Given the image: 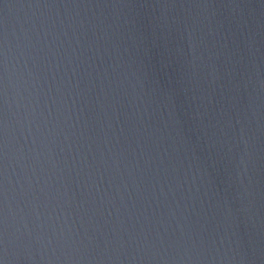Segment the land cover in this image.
Returning <instances> with one entry per match:
<instances>
[{"label":"water","instance_id":"obj_1","mask_svg":"<svg viewBox=\"0 0 264 264\" xmlns=\"http://www.w3.org/2000/svg\"><path fill=\"white\" fill-rule=\"evenodd\" d=\"M0 264H264V0H0Z\"/></svg>","mask_w":264,"mask_h":264}]
</instances>
